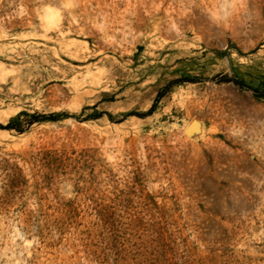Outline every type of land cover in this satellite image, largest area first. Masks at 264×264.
<instances>
[{
  "label": "rangeland",
  "instance_id": "374dc122",
  "mask_svg": "<svg viewBox=\"0 0 264 264\" xmlns=\"http://www.w3.org/2000/svg\"><path fill=\"white\" fill-rule=\"evenodd\" d=\"M0 65V264H264V0H0Z\"/></svg>",
  "mask_w": 264,
  "mask_h": 264
},
{
  "label": "bare ground",
  "instance_id": "6f19581e",
  "mask_svg": "<svg viewBox=\"0 0 264 264\" xmlns=\"http://www.w3.org/2000/svg\"><path fill=\"white\" fill-rule=\"evenodd\" d=\"M46 15L44 16V18H43V25L46 27V28H50V27H53V26H55L54 25V23H55V19H56V17H57V15L59 14H57L56 13V11L53 9V8H51L50 6L46 9ZM48 31V30H47ZM59 32V34L62 36V38H65V35H66V33L64 32V31H62V30H60V31H58ZM60 38V37H59ZM61 39V38H60ZM70 39V38H69ZM61 40H63V39H61ZM74 42H72V41H66V43H65V47L67 48V49H72V44H73ZM77 50V49H76ZM82 52V51H81ZM72 55H73V53H72ZM2 65V64H1ZM0 65V76H2V75H4L5 74V68L3 67V66H1Z\"/></svg>",
  "mask_w": 264,
  "mask_h": 264
},
{
  "label": "water",
  "instance_id": "95a60500",
  "mask_svg": "<svg viewBox=\"0 0 264 264\" xmlns=\"http://www.w3.org/2000/svg\"><path fill=\"white\" fill-rule=\"evenodd\" d=\"M194 122H196V120H193V121L191 122V124H193ZM186 131H187V132L190 131V130H189V127L186 129Z\"/></svg>",
  "mask_w": 264,
  "mask_h": 264
},
{
  "label": "trees",
  "instance_id": "16d2710c",
  "mask_svg": "<svg viewBox=\"0 0 264 264\" xmlns=\"http://www.w3.org/2000/svg\"><path fill=\"white\" fill-rule=\"evenodd\" d=\"M12 124L7 125L8 127H11Z\"/></svg>",
  "mask_w": 264,
  "mask_h": 264
}]
</instances>
